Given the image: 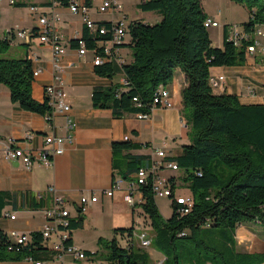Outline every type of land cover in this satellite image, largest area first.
Listing matches in <instances>:
<instances>
[{"label":"trees","instance_id":"16d2710c","mask_svg":"<svg viewBox=\"0 0 264 264\" xmlns=\"http://www.w3.org/2000/svg\"><path fill=\"white\" fill-rule=\"evenodd\" d=\"M58 1L68 4V0ZM232 1L248 7L250 17L244 24L247 32H252L256 24L264 25V0ZM87 5H91L90 0ZM139 9L159 14L161 21L153 25L140 21L129 24L132 62L96 66V74L101 77L113 78L121 71L124 82L94 89L92 102L95 109L111 110L116 119L151 114L157 90L173 82L177 69L186 75L182 98L185 110L191 114L190 144L172 161L185 173L193 206H184L182 215V205L173 200V214L163 220L153 193L154 176L150 175L147 183L140 186V207L154 231L152 245L164 255L162 264H264V253H238L234 237L239 225L251 222L261 225L264 237V105H242L236 96L216 95L211 87V69L243 65L246 44L236 47L225 28L223 47H214L205 27L208 16L202 0H141ZM103 24L111 27V23ZM4 36L0 37V84L10 90L11 101L21 109L46 115L51 111L48 100L40 103L32 95V61L2 57L13 42ZM111 38L110 34L101 36ZM83 39L89 50L96 47L86 27ZM133 148L137 146L129 141L114 143L113 154L116 157ZM152 164L151 158L130 157L120 178L134 182L135 177L127 181L128 174L150 169ZM169 180L174 191V178ZM82 222L79 219L71 223L72 234ZM202 228L218 229L207 239L199 233ZM135 232L134 225L115 229L113 239L99 241L106 250L107 264H149L150 255L135 244ZM32 237V243L23 247L0 230V262L25 261L26 257L46 260L48 250L42 245L41 234L36 232ZM196 257L199 260L195 262Z\"/></svg>","mask_w":264,"mask_h":264},{"label":"crops","instance_id":"0c3cea01","mask_svg":"<svg viewBox=\"0 0 264 264\" xmlns=\"http://www.w3.org/2000/svg\"><path fill=\"white\" fill-rule=\"evenodd\" d=\"M52 2L53 0H21L18 5H42L50 12L48 8ZM98 4L97 0L91 2L90 15L99 23L118 21L123 16L129 24L140 21L153 25L145 22L151 17L156 22L161 21L159 14L139 9L141 0L137 4L139 13L122 4L123 13H115L113 16L97 13ZM55 11L63 19L57 26L67 46L62 59L56 62L51 49L32 45L27 52L18 55L21 59L28 58L32 61L34 72L41 70L32 83L33 98L44 103L46 86L61 85L71 110L68 113H57L53 121L48 122L43 115L25 111L13 103L10 90L0 84V139H13L20 143V148L24 151L33 152L45 146L47 137H62L66 141V150L62 155L52 157L53 164L50 166L34 162L29 168L20 160L7 161L0 154V230L6 234L39 232L45 223V212L36 194L49 186L57 187L67 198L74 201L81 195L95 193L100 197L99 202L90 208L82 219L81 227L74 229L72 234L75 246L91 252L101 239H112L110 237L115 229L135 226L137 215L145 221L140 207L143 203L141 193L134 194L137 200L135 207H130L123 199L128 182L124 183V190L116 192L112 198L103 195L104 191L112 187L114 178L122 177L130 157L154 159L156 151L160 149L166 153L165 161L174 162L172 159L181 156L183 148L190 144L188 121L191 114L189 110H185L182 98L187 80L181 69H177L173 82L167 87L175 107L156 108L146 120H140L135 114L116 119L111 110L95 109L92 102L94 89L122 85L124 75L121 71L113 78L97 75L93 53L89 51L81 56L79 47L73 41L76 34L82 36L85 31L81 15L72 14L65 6H58ZM208 18L218 21L215 17ZM224 35L225 27L222 42H212V45L222 48ZM129 44L130 38L118 49V57L125 64L132 62ZM211 75H223L226 80L224 91H215L216 95L236 96L242 105H264V63L260 56H248L246 62L240 66L213 67ZM56 77H60L61 81L55 79ZM67 118L75 125L73 129L68 127ZM29 135H33L31 140H28ZM127 136L130 138L129 142L137 148L121 152L115 157L113 144L125 142ZM0 147L3 148V145ZM172 171L164 168L161 174L165 178H174L173 175H168ZM128 177L127 181H130L135 175L128 174ZM11 215L15 219H10ZM153 236L151 234V238ZM234 237L238 253H264L261 225L254 222L241 224L235 230ZM164 260L162 255L158 264H162ZM0 264L30 263L7 261Z\"/></svg>","mask_w":264,"mask_h":264},{"label":"built area","instance_id":"2783aa9c","mask_svg":"<svg viewBox=\"0 0 264 264\" xmlns=\"http://www.w3.org/2000/svg\"><path fill=\"white\" fill-rule=\"evenodd\" d=\"M3 0H0V2ZM21 0H6L9 6H17ZM89 1V0H88ZM93 0H90L92 2ZM98 6L96 7L97 13L100 15H111L115 13H123V5L120 0H97ZM58 6H65L58 0H53L52 5L48 8L50 12L44 7L30 6L31 13L34 17L39 18L38 24L32 29H17L8 30L5 35L15 38L17 36L23 41L24 44L31 46L34 39L40 41L41 45L49 46L52 51L54 60L59 62L66 54L67 46L63 40L62 34L59 32L58 24L61 22V18L56 13L55 8ZM72 14L81 15L83 24L87 28L88 34L95 40L96 47L89 50L87 48L86 41L83 39V35L76 34L73 41L77 43L79 47V54L81 56L86 55L89 51L93 53L94 66H100L107 62H117L122 64V59L118 57V47L125 41L128 35V26L125 17L121 20L111 22V27H107L103 23H99L92 19L90 15L91 5H87V0H68V4L65 6ZM35 20V19H34ZM220 25L218 22L213 21L210 18L206 19V28H218ZM112 35L110 40L101 39V36ZM229 40L234 42L235 46L241 48L246 44V58L248 56L256 57L260 56L264 63V25L256 24L253 26L252 32H247L245 27L242 31L234 34V30L229 34ZM41 70L38 69L34 72V78L40 74ZM55 79L61 81L60 77ZM225 77L223 75L213 76L211 75V87L215 91H224ZM45 99L48 100L51 111L44 115L45 120L52 122L57 113H68L71 110V106L67 102V96L62 89L61 85H48L45 88ZM134 102L137 103L138 99L135 98ZM175 107L172 95L167 88L161 86L156 93L154 102L152 104L151 112L156 108L172 109ZM151 114L139 113L136 116L140 120H146ZM68 127L74 128L73 122L67 118ZM33 135L28 136V140H31ZM130 138L125 137V141H129ZM71 141V140H70ZM65 139L62 137H47L45 140V146L36 151H24L20 148V143L15 140H2L0 139V154L7 161H22L28 168L34 163L38 162L45 166L53 164L52 157L62 155L65 153ZM53 146V148H51ZM166 153L164 150H157L153 164L150 169L142 168L135 174V181L128 182L127 188L124 194V201L130 207L136 206L135 192H140V186L145 185L150 175L154 176L153 181V193L155 197L171 198L174 197L175 203L182 205L179 212L183 214L184 206H193L189 198L179 197L177 198L172 189L169 178H165L161 172L164 168L171 169L173 171L180 170L179 166L175 162L165 161ZM126 181L121 178H114L112 187L109 190L103 192V195L107 198H112L116 192L123 191V185ZM36 198L42 203L43 210L45 212V223L39 233L42 236V245L48 250V258L44 261H36L32 257H26L25 261L30 264H91L95 260V254H87L86 251L81 250L73 242L69 243L72 238L71 223L74 220L83 219L92 206L99 202V196L97 194L81 195L77 201L71 200L66 197L57 187L49 186L46 190L38 192ZM142 200V199H141ZM71 209L74 210V214ZM10 219H15V216H9ZM136 229V228H135ZM10 240L20 246H28L32 243V234L12 232L8 234ZM137 241V234L135 232ZM148 234L144 233L139 236V247L142 249H148L152 245V238H148Z\"/></svg>","mask_w":264,"mask_h":264},{"label":"rangeland","instance_id":"374dc122","mask_svg":"<svg viewBox=\"0 0 264 264\" xmlns=\"http://www.w3.org/2000/svg\"><path fill=\"white\" fill-rule=\"evenodd\" d=\"M120 2L123 5L131 7L135 12L137 13L140 12V10L137 7V4L140 3V0H120ZM31 5L33 4L31 3L27 7L18 8L16 6L15 7L9 6L6 0L0 2V37L2 38L5 37L4 32L8 30L31 29L37 26L39 18L34 17L32 15L30 10ZM33 6L42 7V5H33ZM202 6L203 9L205 10L204 12L209 17H215L216 20H218L217 21L218 24L220 25L219 29L218 28L208 29L213 44H218L222 42V33L224 27L226 28L228 34H230L232 30H234V34H236L237 32L242 31L244 24L249 21L250 14L248 7L246 5L237 4L232 0H202ZM159 17L161 19V16ZM60 18L61 20H63L62 17ZM145 22H149L150 24H156L160 22V20L156 22L154 21V18L151 17L149 19H146ZM10 39L13 40L11 47L9 51H7L5 54L2 55V57L19 59L18 54L22 52L23 53L27 52L29 46L25 45L23 41L19 39L17 36H15L14 39L12 36H10ZM126 39L129 40V35L126 37ZM32 46L45 47L50 49L49 46L41 45L38 38L33 40ZM188 112L190 114V111ZM168 175L174 176L175 196L177 198L190 197V202L192 203L193 201V197L191 196L192 192L189 188V185L184 180L185 177L184 171L180 169L178 171H174V172L172 171ZM173 200H174L173 198L156 197V204L160 210L163 220L165 221L170 219L173 214V208H172ZM71 211L73 214L75 213L73 209H71ZM136 222L137 223L135 225V228L137 234V241H135V244L138 246L139 245L138 240L141 234L147 233L149 236L148 238H151V234L154 235V231L152 229L150 222L144 221V219L143 220L140 219L138 215L136 216ZM217 229L218 228H213V229L202 228L199 233L201 236L207 239H211L213 237L211 235L216 234ZM114 237L115 234H113L112 237L110 238L113 239ZM144 250L150 255L149 264H158V260L162 258L163 254L160 253L158 250H156L154 245H151L148 249H144ZM91 252L96 254L95 260L91 264H107L106 250L101 244L95 245L92 248ZM186 260H188V258ZM198 260L199 258L196 257L195 262ZM80 264H87V263H80Z\"/></svg>","mask_w":264,"mask_h":264},{"label":"bare ground","instance_id":"6f19581e","mask_svg":"<svg viewBox=\"0 0 264 264\" xmlns=\"http://www.w3.org/2000/svg\"><path fill=\"white\" fill-rule=\"evenodd\" d=\"M205 27H206V22H205ZM186 207V206H185ZM189 208L191 207V206H188ZM186 212L188 213V210H186Z\"/></svg>","mask_w":264,"mask_h":264}]
</instances>
